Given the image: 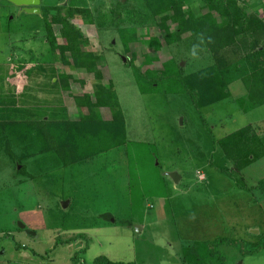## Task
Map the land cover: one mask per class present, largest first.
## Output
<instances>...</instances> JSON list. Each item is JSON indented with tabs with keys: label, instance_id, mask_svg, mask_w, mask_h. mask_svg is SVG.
<instances>
[{
	"label": "rangeland",
	"instance_id": "1",
	"mask_svg": "<svg viewBox=\"0 0 264 264\" xmlns=\"http://www.w3.org/2000/svg\"><path fill=\"white\" fill-rule=\"evenodd\" d=\"M176 1L41 0V7L52 8L51 20L60 5L66 15L72 8L91 14L92 22L78 12L68 16L88 39L84 49L100 55L89 71L76 66L70 52L63 57L53 49L42 13L0 0V253L6 251L0 264H75V257L91 264L100 255L135 264L201 262L209 260L207 243L223 238L214 248L224 264H264V157L239 171L218 142L247 125L264 137V103L250 109L242 79L228 85L226 98L201 108L170 87L176 75L216 63L201 34L164 41L176 25L171 12L154 9ZM182 2L184 13L203 12L202 0ZM237 2L264 19V0ZM140 12L141 19H130ZM53 32L66 45L60 25L53 24ZM256 37L263 49L264 28ZM228 57H236L231 48L220 52L219 63ZM139 66L159 77L157 85L139 84ZM100 85L113 86L125 140L117 146L107 137L106 149L94 142L90 149L101 148L98 154L63 167L35 124L48 123L51 137L69 142L64 123L88 114L76 101L86 93L96 114L112 120L110 107L96 104ZM79 135L80 142L89 140ZM169 171L181 180L175 183Z\"/></svg>",
	"mask_w": 264,
	"mask_h": 264
},
{
	"label": "trees",
	"instance_id": "2",
	"mask_svg": "<svg viewBox=\"0 0 264 264\" xmlns=\"http://www.w3.org/2000/svg\"><path fill=\"white\" fill-rule=\"evenodd\" d=\"M183 0L168 4L166 7L154 9L155 14L163 12H171L170 20L176 25L174 30L167 29L164 36L167 44H173L181 40L186 33L201 34L205 37L207 46L215 55L216 63L206 67L193 75L183 76L176 75L175 80L171 82L172 89L177 88L190 96L195 107L201 108L205 105L218 102L227 97L228 85L236 79H242L249 88L244 102H247L250 109L264 103V47L260 49L258 46L256 35L264 28V22L258 15L248 14L245 8L238 4L237 0H202L201 14L195 15L193 12L184 13L182 10ZM65 7L63 5L56 7V12L52 14V20L48 18L51 7H41L42 15L45 20V28L47 31L46 38L52 45L53 49H60V54L64 55L70 52L74 58L75 65L85 70H95L96 64L100 59V55H95L91 51H87L84 47L88 44V39L83 36L81 31L73 25L68 16H72L78 12L84 15L89 22L93 19L88 10L72 8L68 10L67 15L63 14ZM67 12V10H65ZM184 15V16H183ZM121 14H117L116 18H120ZM142 18L141 12L130 16L131 20H139ZM53 24L60 25V33L66 40V45H60L53 32ZM120 29V32H123ZM134 39V33L128 34ZM126 39L125 34H123ZM228 48L233 50L236 57H228L225 65L219 63V54ZM25 66V65H23ZM142 67H136L137 74L140 77L139 84L145 89L148 86L157 85L159 77L151 78L141 71ZM248 71V72H245ZM97 79L102 78V74L96 70ZM63 79L70 78L62 76ZM142 77V78H141ZM161 79V78H160ZM175 81V83L173 82ZM141 87V88H142ZM176 90V89H174ZM96 104L98 107H110L113 119L103 121L96 114L94 109V100L89 93L82 96H76L78 105L88 108V114L79 121L66 122L70 124L67 129L71 132L68 134L66 143L58 142L51 137L48 130V123L35 124L41 127L44 136L48 138V143H52V149L61 157L62 166L66 167L79 161L88 159L100 152V149L90 147L95 143L105 144L103 149L110 147L108 138L113 137V142L118 146L121 145L120 130H123L125 119L121 112L120 106L116 100V94L113 86H97L95 91ZM82 135H87L89 140L85 143L80 142ZM120 136V137H119ZM78 140L74 146L71 142ZM62 141V140H60ZM100 141V142H98ZM224 154L234 162L237 170L247 167L253 162L264 157V137H262L252 125H247L237 131H234L222 139L218 140ZM108 146V147H107ZM75 155V157L73 156ZM81 238V237H80ZM76 239L67 240L72 242ZM226 239H219L216 242L209 241V255L201 262H184L183 264H224L222 254L216 250V246L223 244ZM60 243V241H58ZM57 243V244H58ZM87 250V246L82 252ZM253 252V251H251ZM215 257V258H213ZM75 264L79 261L74 259ZM91 264H135L134 262H116L110 260L105 255L97 256Z\"/></svg>",
	"mask_w": 264,
	"mask_h": 264
},
{
	"label": "water",
	"instance_id": "3",
	"mask_svg": "<svg viewBox=\"0 0 264 264\" xmlns=\"http://www.w3.org/2000/svg\"><path fill=\"white\" fill-rule=\"evenodd\" d=\"M9 2L13 3L16 6L21 7V11L30 13V14H41V7L40 2L41 0H8ZM182 65L184 63H181ZM182 123V121H181ZM175 183H178L182 176L178 173V171H169L166 173ZM69 205V201H65L63 203V207H67ZM24 227V225H22ZM137 231L140 232L141 228L140 226H137Z\"/></svg>",
	"mask_w": 264,
	"mask_h": 264
},
{
	"label": "crops",
	"instance_id": "4",
	"mask_svg": "<svg viewBox=\"0 0 264 264\" xmlns=\"http://www.w3.org/2000/svg\"><path fill=\"white\" fill-rule=\"evenodd\" d=\"M69 206V205H68ZM2 232H5V231H2ZM5 250H3L1 253H0V255H3V254H5ZM34 254H37L36 252H34ZM2 264H5V263H2Z\"/></svg>",
	"mask_w": 264,
	"mask_h": 264
},
{
	"label": "flooded vegetation",
	"instance_id": "5",
	"mask_svg": "<svg viewBox=\"0 0 264 264\" xmlns=\"http://www.w3.org/2000/svg\"><path fill=\"white\" fill-rule=\"evenodd\" d=\"M13 4V3H12ZM14 5V4H13ZM16 6V5H15ZM41 7V6H40ZM17 9H20L21 10V7L20 6H17Z\"/></svg>",
	"mask_w": 264,
	"mask_h": 264
}]
</instances>
